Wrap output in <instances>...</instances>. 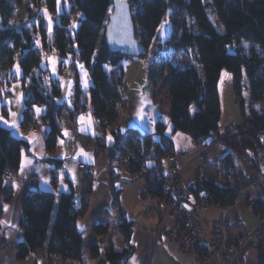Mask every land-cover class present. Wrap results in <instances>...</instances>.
Wrapping results in <instances>:
<instances>
[{"label": "trees", "instance_id": "trees-1", "mask_svg": "<svg viewBox=\"0 0 264 264\" xmlns=\"http://www.w3.org/2000/svg\"><path fill=\"white\" fill-rule=\"evenodd\" d=\"M23 1L0 0V89L4 90L0 92V116L8 114L2 98L18 78L12 73V68L19 61L24 94L21 124H34L35 108L45 107L42 123L48 127L46 148L52 152L62 136L61 117L65 104L58 101L61 89L53 82L48 68L45 52L49 46L48 26L42 10L54 15L57 0H32V5L27 7V19L15 22L14 14L23 6ZM128 1L135 23L136 38L149 50L157 22L153 0ZM113 2L114 0H67L68 9L55 16V19L57 16L59 19L53 32V46L61 57L71 55L84 63L90 71L92 85L88 90V97L102 128L100 143L96 146L108 149L111 164L115 161L122 164L126 162L131 175L144 176L143 170L149 169L150 172L144 176L145 197L160 200L164 188L157 178L153 164L155 161L160 162L165 154L174 152V142L166 134L167 125L164 121H159L156 125L159 134L157 143L151 135L142 133L138 128L132 127L122 132L115 127L125 109V101L119 87L111 81L109 71L116 65L121 69L123 60L131 55L126 50H111L105 41V26ZM210 6L212 13L216 14L223 25V31L213 23ZM32 8L37 9V16L33 21ZM168 14L172 30L166 40V47L172 48L175 56L187 54L190 60L196 61L185 67L170 66V119L173 131L188 134L195 143L222 142L228 148V152L221 158L225 161V169L218 166L219 174L213 177L199 173L185 187L186 193L193 199H205L209 207L229 209L237 204L243 190L253 188L258 192V197L256 203L249 201L248 204H253L255 214L262 218L264 0H185L172 2ZM231 46H234L233 50H230ZM224 69L233 75V90L241 117L247 123L232 124L222 130L219 81ZM72 71L73 104L77 107L83 92L75 63ZM154 82L157 83L155 80ZM246 92L247 96L244 95ZM108 135L112 137L110 144L107 143ZM156 146L160 149L158 156L154 155ZM25 150H29V143L0 123V192L5 187L6 173H16L20 169ZM126 151L129 152L128 156ZM238 158L246 159L259 178L246 175L239 166ZM48 160L57 164L61 162L58 159ZM110 168L112 210L118 219L117 228L122 235L123 246L119 249L112 245L103 251L101 242H94L90 246V255L93 259L103 257L105 261L101 264H125L133 251L131 240L134 221L129 218L123 206L122 190L116 186L119 174L115 175L113 167ZM231 178L234 182L228 181ZM10 195L8 193L7 197ZM88 206L86 200L77 203L74 189L63 192L58 197L51 191L30 189L23 200V219L20 222L22 239L16 246L18 260H24L31 253L43 249L50 260L60 257L84 264L86 236L79 229L78 220L86 215ZM111 212L105 208L100 216L105 218ZM91 228L94 235L106 236L110 231V223L99 221ZM258 245L254 241L249 244L241 259L243 263L247 260L245 253L250 248L255 247L264 252V247Z\"/></svg>", "mask_w": 264, "mask_h": 264}, {"label": "crops", "instance_id": "crops-1", "mask_svg": "<svg viewBox=\"0 0 264 264\" xmlns=\"http://www.w3.org/2000/svg\"><path fill=\"white\" fill-rule=\"evenodd\" d=\"M162 35V30H158L156 26L152 44L154 39L157 38L158 43L162 45ZM57 54L59 53L57 52ZM62 61L68 62L63 63ZM150 62L149 53L147 56H130L123 60L120 72L125 81L123 91L125 109L118 118L115 127L122 132L132 127L138 128L142 133L151 135L154 142L157 143L159 141V134L156 125L159 121H164L167 125L166 134L174 142V152L177 155L184 186H189L199 173L206 176H217L219 174L217 162L228 152V148L222 142L210 143L208 141L195 143L188 134L173 131L170 119L171 104L169 91L161 92L158 81L150 71ZM74 63L80 75V87L83 92L77 107L73 104L74 77L72 65ZM79 65L84 66V63L68 55L61 60L59 70L56 69V72L58 71L57 76H51L53 82L61 89L58 101L65 104L61 117L62 136L59 137L55 150L49 152L46 148L48 127L42 123L45 107H36L40 108L41 112L39 115L36 113L35 123L23 126L21 124L23 106L22 110L17 113L18 131L0 121L2 125L10 128L15 136L29 143V150L23 151L22 154L21 166L22 164L24 165V171L21 172L20 166L18 172L13 173L12 180L5 179V187L0 192V233L5 232L7 237L4 244L0 242V264H80L78 261L63 260L60 257L50 260L43 249L31 253L24 260H18L16 246L22 239L20 222L23 219V200L30 189L36 188L51 191L57 197L63 192H69L74 189L78 204L83 200L89 203L86 215L78 220V227L84 233L89 234L92 232L91 226L100 221L98 219H101L100 213L103 209L107 208L113 213L110 167H113L115 175L119 174L117 177L119 181L122 179V165L120 166L118 161L111 164L108 149L98 148L94 144V140L100 143L99 136L102 134V128L94 115L93 107L88 97V90L92 85L90 71L83 67V72H81ZM154 80L157 82L156 84ZM69 81H71L70 96L67 95V82ZM84 81L87 82V88L84 87ZM140 83H142L146 90L141 91L136 89V84ZM10 87L9 92L4 94L2 98V103L7 108L8 113L11 106L8 105L4 98L11 96ZM233 95H230V98L234 101L237 108H239L234 90ZM1 116L3 120L9 121V124H11L13 117L9 114ZM80 117H84V120L81 121ZM89 119L91 127L87 131H81V128L87 127ZM239 119H241V112ZM222 120L223 118L221 117L220 125H222ZM235 123L231 122L230 125ZM230 125L225 128L221 127V129L225 130ZM126 136L124 140H126ZM108 137L109 135L107 136V143L110 144L112 140L109 141ZM35 138H39L43 144L42 150L39 145L33 148ZM61 141H63V144H61ZM124 143H127V141ZM81 149L83 153L89 154L91 162H85L83 155H77ZM41 151L43 154H41ZM200 155L205 159L202 160ZM74 156L75 159H73ZM27 159L32 161L31 165L26 163ZM48 159H58L61 162L57 164ZM77 162L85 163L87 168L80 169ZM238 163L246 175L256 179L259 178L256 170L250 166L246 159L238 158ZM228 181L234 182V179L231 178ZM223 182L227 183V180L223 179ZM8 193L11 194L9 198L7 197ZM145 198H148L147 202L142 204L138 212H130L124 201H122L129 218L134 221L131 240L133 251L127 257L125 264H198L195 257L180 253L177 246L161 234L172 225L173 218L165 210L160 200L151 197ZM152 204L157 207L154 215L149 213ZM5 206H7L6 210ZM209 208L202 213V220L210 224L221 225L225 230L231 231L235 235L236 224L233 225L232 222H229L231 219L229 216H232L230 214L231 211L225 212L219 219L211 220L204 215ZM102 220L103 222H107L104 218ZM237 225V227L240 226L242 227L241 229H245L238 218ZM92 234L91 241L93 243L105 240L104 236H96L93 232ZM101 262V258L93 259L91 257L90 247H85L84 264H101Z\"/></svg>", "mask_w": 264, "mask_h": 264}, {"label": "rangeland", "instance_id": "rangeland-1", "mask_svg": "<svg viewBox=\"0 0 264 264\" xmlns=\"http://www.w3.org/2000/svg\"><path fill=\"white\" fill-rule=\"evenodd\" d=\"M183 1L185 0H153V5H155V11H156V16H157L156 26L158 30L160 29L163 32V35H162L163 44L160 45L158 43V39L155 38L153 41V44H151L148 50V53L150 54V59H151L150 71L152 75L156 78V80L158 81V85L160 86L161 92L169 91V75H170L171 65H175L177 67H185V66H188V64L196 63V61L190 60L189 55L179 54L175 56L174 50L168 46L166 47L167 37L170 35L171 30H172V23H171L170 15L168 14L169 7L172 2H183ZM29 5L30 6L32 5V0H24L23 6L19 7L16 13L14 14L13 21L15 22L25 21L29 15L28 8H27ZM65 9H68L67 0H60L59 10H58V5H57V11L54 15L50 12H46V10L44 11L42 10V13L45 15V19H46L47 26H48L49 46L45 52L47 56L48 67L50 68V76L52 77L54 75L57 76L58 71L56 72V69L59 70L61 60L64 59V57H61L59 54H57L56 49L53 46V32H54L56 21H58L59 19L58 16L55 19V16L57 13H60ZM134 9H135V6H134ZM36 11H37L36 8H32L31 21H33V19H35L37 16ZM209 11H210V16L212 18L213 23L221 31H223L224 30L223 25L217 19L216 14L212 13L211 6L209 7ZM49 17L51 18V21H52L51 31H49ZM162 25L163 27H161ZM233 47L234 46H231L230 50H233L234 49ZM53 61H55L54 64H53ZM17 65L19 66V69H20L19 75L16 74ZM197 66L200 68L199 64ZM53 67L55 68L54 73H53ZM83 67L85 69H88L85 64ZM12 73H14V75L17 76L18 78L16 81L12 83L10 87L11 96L5 97L4 99H6V102L13 101L11 104H8L11 106L10 110H12V112L19 113V111L22 110L21 108H23L24 106V98L21 100V103L19 105L14 102L15 99L21 93H23L22 83L20 80V77L22 75V70H21L19 61H17L14 64L12 68ZM233 81L234 80H233L232 73L229 70L224 69L222 71L221 78L219 81V91H220L221 102H222V107H223V115H222L223 120H222L221 127H224V128L230 125L231 122H236L235 124H239L242 119V117L241 119H239L240 118L239 108H237L234 101H232L230 98V95L231 96L233 95V90H232ZM136 89L141 90V91L146 90V88L142 85V83L138 85L136 84ZM247 94H248L247 92L244 93L245 96H247ZM128 153H129L128 151L125 152L127 156H128ZM118 163L120 166L122 165L121 169H123L122 179L119 180L116 184L118 188L122 189L121 200L124 201V204L127 206L130 212H135V211L138 212L141 209L142 204L146 203L148 199V198L147 199L140 198L137 195L139 192V189L145 186L144 176L131 175L126 172V169L128 170V168L126 167L127 166L126 162H123V164L120 162ZM85 168H87V165ZM257 197H258V192L255 189L253 188L245 189L241 192L238 202L234 207L229 208V209H222L220 207L213 206V207H210L205 212L204 215L208 219L214 220V219H219L222 216V214H224L225 212L231 211L230 214L234 217L229 216V218H231L229 222L230 223L232 222L233 225L236 224L235 226L236 234L235 235H237L240 232V230H242L241 229L242 227L240 226L237 227L238 226L237 218L238 220L241 221L244 228L248 230H251L257 227L262 222L261 217L256 215L253 210V204L251 205L248 204L249 201L253 202V199H254V203H256ZM151 208H153L154 211H151ZM151 208L149 210V213L151 214L153 212L152 215H154L157 211V207L152 204ZM167 212H169L170 215L172 213L171 210L169 209H167ZM171 216L172 218L174 217L173 215ZM99 220L103 221L102 218L98 219V221ZM104 220L105 221L107 220L110 223V231L108 235L104 236L105 240L100 241L102 244L103 251L107 250L112 245L118 247L119 249L122 248L123 240H122V235L117 228L118 219L116 218V214L113 212L111 215L106 216ZM173 222H174V218H173ZM85 236H86V247H90L93 244V241H91V237L93 236V234L92 232H90L89 234L85 233ZM6 238L7 237L5 233L4 237L0 238V240H6ZM0 242L3 243L2 241ZM255 243L257 242L255 241ZM258 246L264 247V231H263L262 238L259 240ZM260 254H264V252L257 250L255 247H252L245 253V257L247 259H250V258L257 259L258 255ZM101 259H102V262L105 261L103 257ZM240 262H242V260H240ZM199 263L200 262L198 261V264Z\"/></svg>", "mask_w": 264, "mask_h": 264}, {"label": "built area", "instance_id": "built-area-1", "mask_svg": "<svg viewBox=\"0 0 264 264\" xmlns=\"http://www.w3.org/2000/svg\"><path fill=\"white\" fill-rule=\"evenodd\" d=\"M109 76L123 93L125 81L118 65L111 67ZM242 123H247V120L242 118L239 124ZM94 144L97 145L96 140H94ZM154 155H160V149L157 146L154 148ZM200 158L205 159L202 155ZM77 163L82 170L86 167L85 163ZM217 164L222 170L225 169L224 160L220 159ZM153 168L164 188L160 203L165 210H171V215L174 216L173 224L161 234L173 242L180 253L195 257L200 262L199 264H245L240 260L248 245L254 239V242L259 244V240L262 238L264 215L261 218L262 222L257 227L251 230L242 229L237 235H233L231 231L225 230L221 225L210 224L202 220L201 215L209 207L208 203L203 198L193 199L186 193L175 152L165 154L160 162L155 161ZM126 172L129 173L130 170L126 169ZM149 172V169H144V176ZM6 179L12 180L13 173L7 172ZM262 186L264 187V182H262ZM145 193L146 186L139 189L138 196L145 198ZM151 211L154 209L151 208ZM4 235L5 232H1L0 238H3ZM0 241L3 244L5 242V240Z\"/></svg>", "mask_w": 264, "mask_h": 264}, {"label": "water", "instance_id": "water-1", "mask_svg": "<svg viewBox=\"0 0 264 264\" xmlns=\"http://www.w3.org/2000/svg\"><path fill=\"white\" fill-rule=\"evenodd\" d=\"M105 41L113 51L126 50L131 56H146L148 49L136 38V28L128 0H114L105 26ZM245 264H264V254Z\"/></svg>", "mask_w": 264, "mask_h": 264}, {"label": "snow or ice", "instance_id": "snow-or-ice-1", "mask_svg": "<svg viewBox=\"0 0 264 264\" xmlns=\"http://www.w3.org/2000/svg\"><path fill=\"white\" fill-rule=\"evenodd\" d=\"M59 4H60V0H57V5H58V10H59ZM51 24H52V21H51V18L49 17V31H51ZM161 27H163V25L161 26ZM245 47H247V45H245ZM63 63H67L68 61H62ZM55 63V61H53V64ZM79 67H80V69H81V72H83V65H79ZM55 72V68L53 67V73ZM16 74L17 75H19L20 74V69H19V66L17 65L16 66ZM85 75H86V73H85ZM45 82H47V78H46V81ZM68 83V92H67V95L68 96H70L71 95V81H69V82H67ZM84 87L85 88H87V82L86 81H84ZM4 90H2V89H0V92H3ZM24 98V94L23 93H21L16 99H15V103L16 104H20L21 103V100ZM13 101H8L7 103L8 104H11ZM33 107H35V106H33ZM35 111H36V113H37V115H39V113L41 112V109L40 108H35ZM11 117H13L14 119L12 120V122H11V124H9V121H5V120H3V117L2 116H0V121H3V123L5 124V125H7V126H10V127H12L13 129H15V130H17L18 131V123H17V113H15V112H12L11 110H10V108H9V113H8ZM80 120L81 121H83L84 120V117H80ZM91 127V121H90V119H89V123H88V125H87V127H85V128H81V131H87L89 128ZM65 135H67V133H65ZM179 135V134H178ZM25 139H28V138H25ZM108 140L109 141H111L112 140V137L109 135V137H108ZM29 142L30 143H32V141L31 140H29ZM61 144H63V141H61ZM36 145H39L40 146V148H41V150H42V148H43V144L41 143V141H40V139L39 138H35V143L33 144V148H35L36 147ZM41 154H43L42 153V151H41ZM77 155H83L84 157H85V162H91V157L89 156V154H87V153H83V150L81 149L80 150V152L79 153H77ZM73 159H75V156L73 157ZM26 163L28 164V165H31L32 164V161L30 160V159H27L26 160ZM24 171V165L22 164V166H21V172H23ZM70 171H71V169H70ZM73 179H74V177H73ZM47 183V182H46ZM6 207L7 206H5V210H6Z\"/></svg>", "mask_w": 264, "mask_h": 264}]
</instances>
